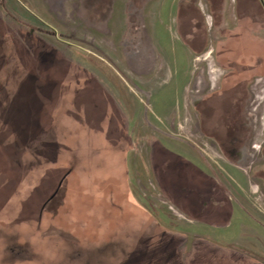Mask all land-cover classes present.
<instances>
[{"label":"rangeland","instance_id":"obj_1","mask_svg":"<svg viewBox=\"0 0 264 264\" xmlns=\"http://www.w3.org/2000/svg\"><path fill=\"white\" fill-rule=\"evenodd\" d=\"M0 264H264V0H0Z\"/></svg>","mask_w":264,"mask_h":264}]
</instances>
